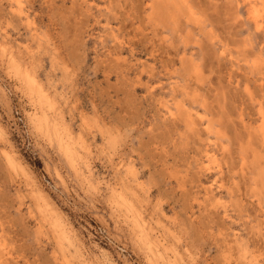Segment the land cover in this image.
I'll use <instances>...</instances> for the list:
<instances>
[{
	"label": "rangeland",
	"instance_id": "rangeland-1",
	"mask_svg": "<svg viewBox=\"0 0 264 264\" xmlns=\"http://www.w3.org/2000/svg\"><path fill=\"white\" fill-rule=\"evenodd\" d=\"M0 264H264V0H0Z\"/></svg>",
	"mask_w": 264,
	"mask_h": 264
},
{
	"label": "bare ground",
	"instance_id": "bare-ground-1",
	"mask_svg": "<svg viewBox=\"0 0 264 264\" xmlns=\"http://www.w3.org/2000/svg\"><path fill=\"white\" fill-rule=\"evenodd\" d=\"M261 3V2H260ZM262 4V3H261ZM260 7V6H259ZM261 11V10H260ZM253 14L256 16V19H258V18H260V12L258 11V9L257 8H255L254 9V12H253ZM263 17V16H262ZM263 19V18H262ZM259 23V22H258ZM33 84V83H32ZM35 87V86H34ZM47 101V100H46ZM66 151V150H65Z\"/></svg>",
	"mask_w": 264,
	"mask_h": 264
}]
</instances>
